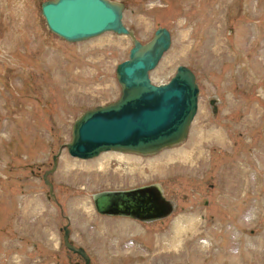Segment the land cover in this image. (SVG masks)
<instances>
[{"label": "rangeland", "instance_id": "374dc122", "mask_svg": "<svg viewBox=\"0 0 264 264\" xmlns=\"http://www.w3.org/2000/svg\"><path fill=\"white\" fill-rule=\"evenodd\" d=\"M45 1L0 0V264H69L66 225L91 264H264V0H110L125 5L123 23L141 43L157 28L171 34L150 79L165 84L188 67L198 111L187 140L154 157L96 164L63 149L49 176L60 207L46 200L42 175L73 122L119 98L115 68L132 45L111 33L64 42L46 29ZM154 183L181 209L143 228L91 224L93 194ZM178 218H197L206 237L182 246L196 225L177 232Z\"/></svg>", "mask_w": 264, "mask_h": 264}, {"label": "water", "instance_id": "95a60500", "mask_svg": "<svg viewBox=\"0 0 264 264\" xmlns=\"http://www.w3.org/2000/svg\"><path fill=\"white\" fill-rule=\"evenodd\" d=\"M124 10L122 3L110 0H48L40 7L47 30L66 42H83L106 32L126 35L132 40L128 59L115 71L121 87L120 98L84 112L72 126V139L66 148L70 156L78 159H92L106 151L155 154L183 141L196 113L198 89L189 69L178 67L166 85L154 86L149 80L148 72L170 46L169 32L158 28L152 39L142 45L123 25ZM53 162L55 169L56 157ZM47 174L43 179L52 190ZM155 188L162 197L160 187L151 186L129 192L106 191L92 198L101 214L139 217L137 208L148 207L153 202ZM160 197L157 199L163 202ZM172 209L170 206L162 216L169 215ZM64 242L89 264L82 249L76 250L68 244L67 233Z\"/></svg>", "mask_w": 264, "mask_h": 264}, {"label": "bare ground", "instance_id": "6f19581e", "mask_svg": "<svg viewBox=\"0 0 264 264\" xmlns=\"http://www.w3.org/2000/svg\"><path fill=\"white\" fill-rule=\"evenodd\" d=\"M99 38V37H98ZM177 151V150H176ZM182 152V151H181ZM178 153V152H177ZM108 154H117L118 156H114L113 158H116V159H119V160H122V159H126L125 158V156H127V155H124V154H122V153H113V152H109V153H105V154H102V155H100V156H102L101 158H96L95 160V162L94 163H99V162H104V161H107V160H109L110 161V159H107L108 157H111V156H109ZM108 155V156H107ZM170 155V154H169ZM175 155V154H174ZM177 155V154H176ZM175 155V156H176ZM179 155V154H178ZM178 155H177V157H178ZM113 156V155H112ZM123 156V157H122ZM180 156V155H179ZM184 156V155H183ZM128 157V156H127ZM181 157V156H180ZM128 159V158H127ZM126 161V160H125ZM118 162H120V161H118ZM124 162V161H123ZM94 163H91V164H94ZM91 164H88V165H91ZM106 164H108V163H106ZM105 164V165H106ZM104 165V166H105ZM96 166H98V165H96ZM153 193L155 194V198L153 199V202L151 203V204H149V206L148 207H145L144 205H142V207H138L137 208V210H136V213L137 214H139L140 215V217H142V218H144L145 220H147V221H150V220H157V219H160V218H163V217H165V216H162L166 211H167V209L171 206V203H167V202H162V201H160V200H158L157 199V196H158V189H153ZM123 194H126V196L125 197H131V194H129V193H123ZM120 195V194H119ZM159 197V196H158ZM85 208H86V206H84ZM136 217H138V216H136ZM196 219L195 220H187V219H176L175 221H174V223H173V225H174V229H176L177 230V232H181V228H184L187 224H190L189 226L191 227V225L192 226H194V225H196ZM191 228H193V227H191ZM187 229V228H186ZM185 229V230H186ZM189 229V228H188ZM187 229V230H188ZM189 231V230H188ZM184 233V232H183ZM175 234H177V233H175ZM183 235V234H182ZM179 237V234H178V236H177V238ZM176 238V237H175ZM177 240V239H176ZM180 240V239H179ZM179 240H177L176 242L178 243V245H180V243H179ZM175 241L172 243V244H174L175 245V247H177V243H176ZM170 247V246H169Z\"/></svg>", "mask_w": 264, "mask_h": 264}, {"label": "flooded vegetation", "instance_id": "af4514ba", "mask_svg": "<svg viewBox=\"0 0 264 264\" xmlns=\"http://www.w3.org/2000/svg\"><path fill=\"white\" fill-rule=\"evenodd\" d=\"M155 198V197H154ZM67 258L69 259V256H67ZM72 261V260H71ZM71 261H70V264H71ZM73 264H78L77 261L75 262H72Z\"/></svg>", "mask_w": 264, "mask_h": 264}, {"label": "crops", "instance_id": "0c3cea01", "mask_svg": "<svg viewBox=\"0 0 264 264\" xmlns=\"http://www.w3.org/2000/svg\"><path fill=\"white\" fill-rule=\"evenodd\" d=\"M258 168H261V169H263V167H261V166H259V165H258Z\"/></svg>", "mask_w": 264, "mask_h": 264}]
</instances>
